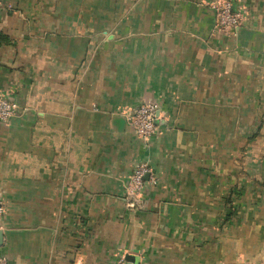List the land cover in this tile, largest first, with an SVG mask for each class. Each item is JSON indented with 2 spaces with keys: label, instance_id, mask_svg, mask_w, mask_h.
Returning <instances> with one entry per match:
<instances>
[{
  "label": "crops",
  "instance_id": "crops-1",
  "mask_svg": "<svg viewBox=\"0 0 264 264\" xmlns=\"http://www.w3.org/2000/svg\"><path fill=\"white\" fill-rule=\"evenodd\" d=\"M2 0L0 256L10 264H264V0ZM155 103L143 142L128 117ZM149 163L158 183L127 207Z\"/></svg>",
  "mask_w": 264,
  "mask_h": 264
},
{
  "label": "built area",
  "instance_id": "built-area-1",
  "mask_svg": "<svg viewBox=\"0 0 264 264\" xmlns=\"http://www.w3.org/2000/svg\"><path fill=\"white\" fill-rule=\"evenodd\" d=\"M215 10L214 30L219 33H229L238 29L245 21V16L240 10L234 9L230 0H217L213 6ZM3 9L0 0V12ZM18 104L9 98L0 96V123H9L18 113ZM128 122L135 134L145 143L158 132L162 119L158 105L155 103H144L137 106L128 117ZM158 183L154 168L147 162L139 164L129 177L126 184L127 207L136 210L144 205L145 188L147 185L155 186ZM6 207L0 197V229ZM0 264H10L8 257L0 256ZM115 264H132L127 260L126 254L118 256Z\"/></svg>",
  "mask_w": 264,
  "mask_h": 264
},
{
  "label": "water",
  "instance_id": "water-1",
  "mask_svg": "<svg viewBox=\"0 0 264 264\" xmlns=\"http://www.w3.org/2000/svg\"><path fill=\"white\" fill-rule=\"evenodd\" d=\"M215 11V10H214ZM216 13V12H215ZM165 124V120L162 122ZM3 240H4V233L3 230L0 229V245L3 244ZM127 260L130 261L131 263H134L136 261V259L132 256V255H127L126 256Z\"/></svg>",
  "mask_w": 264,
  "mask_h": 264
}]
</instances>
